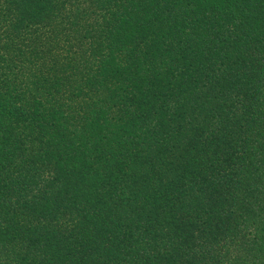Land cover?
<instances>
[{
  "label": "trees",
  "instance_id": "1",
  "mask_svg": "<svg viewBox=\"0 0 264 264\" xmlns=\"http://www.w3.org/2000/svg\"><path fill=\"white\" fill-rule=\"evenodd\" d=\"M0 264H264V0H0Z\"/></svg>",
  "mask_w": 264,
  "mask_h": 264
}]
</instances>
